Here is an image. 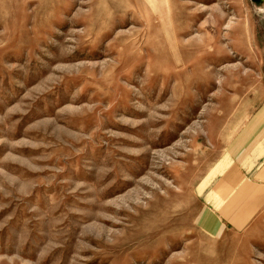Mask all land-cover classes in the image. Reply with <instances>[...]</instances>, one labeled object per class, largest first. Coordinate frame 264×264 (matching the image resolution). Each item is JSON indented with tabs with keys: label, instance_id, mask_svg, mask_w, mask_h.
I'll return each mask as SVG.
<instances>
[{
	"label": "rangeland",
	"instance_id": "374dc122",
	"mask_svg": "<svg viewBox=\"0 0 264 264\" xmlns=\"http://www.w3.org/2000/svg\"><path fill=\"white\" fill-rule=\"evenodd\" d=\"M259 37L264 0H0V264H264V216L200 224Z\"/></svg>",
	"mask_w": 264,
	"mask_h": 264
},
{
	"label": "crops",
	"instance_id": "0c3cea01",
	"mask_svg": "<svg viewBox=\"0 0 264 264\" xmlns=\"http://www.w3.org/2000/svg\"><path fill=\"white\" fill-rule=\"evenodd\" d=\"M261 87L250 100L241 127L228 144L219 178L210 185L201 226L212 234L242 230L264 216V40L255 41ZM254 43V45H255Z\"/></svg>",
	"mask_w": 264,
	"mask_h": 264
}]
</instances>
